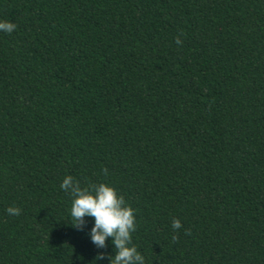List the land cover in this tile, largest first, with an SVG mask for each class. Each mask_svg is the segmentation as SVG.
Instances as JSON below:
<instances>
[{"label":"trees","instance_id":"16d2710c","mask_svg":"<svg viewBox=\"0 0 264 264\" xmlns=\"http://www.w3.org/2000/svg\"><path fill=\"white\" fill-rule=\"evenodd\" d=\"M0 20V264H108L66 175L134 209L145 264H264V0H0Z\"/></svg>","mask_w":264,"mask_h":264},{"label":"clouds","instance_id":"9594fccd","mask_svg":"<svg viewBox=\"0 0 264 264\" xmlns=\"http://www.w3.org/2000/svg\"><path fill=\"white\" fill-rule=\"evenodd\" d=\"M16 29L15 23L9 20H0V32L12 33ZM180 44L179 39L176 40ZM60 188L69 194L70 224L77 229L86 227V217L92 220L87 229L90 242L98 249L106 247V241L110 240L112 253L108 256V264H145L144 256L132 244V233L136 230L134 209L119 195L116 189L105 182L81 187L71 175H66ZM7 214L19 215L20 209L8 207ZM173 230L182 227L180 220L172 219ZM104 259L103 253H97L94 264Z\"/></svg>","mask_w":264,"mask_h":264}]
</instances>
